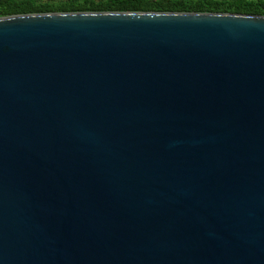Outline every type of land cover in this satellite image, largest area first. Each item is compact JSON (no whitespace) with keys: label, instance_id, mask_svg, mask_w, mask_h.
<instances>
[{"label":"water","instance_id":"1","mask_svg":"<svg viewBox=\"0 0 264 264\" xmlns=\"http://www.w3.org/2000/svg\"><path fill=\"white\" fill-rule=\"evenodd\" d=\"M0 264H264V15L0 16Z\"/></svg>","mask_w":264,"mask_h":264},{"label":"trees","instance_id":"2","mask_svg":"<svg viewBox=\"0 0 264 264\" xmlns=\"http://www.w3.org/2000/svg\"><path fill=\"white\" fill-rule=\"evenodd\" d=\"M84 11L232 12L264 15V0H0V16Z\"/></svg>","mask_w":264,"mask_h":264}]
</instances>
